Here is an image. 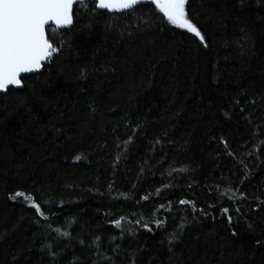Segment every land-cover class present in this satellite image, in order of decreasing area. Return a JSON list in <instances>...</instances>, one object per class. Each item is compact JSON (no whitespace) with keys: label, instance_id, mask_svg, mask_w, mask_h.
Returning <instances> with one entry per match:
<instances>
[{"label":"trees","instance_id":"16d2710c","mask_svg":"<svg viewBox=\"0 0 264 264\" xmlns=\"http://www.w3.org/2000/svg\"><path fill=\"white\" fill-rule=\"evenodd\" d=\"M191 7L194 22L210 38L211 48L207 51L198 52L195 38L181 29L166 22L162 28L158 27L161 18L154 6H139L131 15H101L92 32L74 30L71 56L62 60L65 65L86 63L92 56L103 63L114 50L119 55L129 46L133 55L122 73L101 75L105 107L103 114L90 125V131L81 128L77 132L82 159L76 164L65 161L63 153H54L48 143L50 137L43 141L24 137L25 144L32 145L34 151L38 149L32 159H26L29 149L17 137L23 127L19 123L21 118L14 117L7 126L4 135L9 139L0 141V227L11 229L20 225L15 238L21 246L28 243L38 225L34 223V209L7 199L14 190L36 196L46 215L56 213L53 220L58 223L54 226L66 228L73 237L87 233L102 237L119 235L121 230L110 221L123 216V228L136 229L139 233L136 239L148 240L153 248L161 234L150 239L151 234L143 232L135 221H150L153 215L175 216L177 220L187 217L191 221L198 214L192 212L190 205L179 204V200L185 199L217 217L213 220L200 215L198 223L186 228L184 245L194 247L197 257L206 253L203 264H264V246L256 244L257 239L264 241V205L256 210L257 203L264 200V144L260 143L264 140V102H258L255 107L246 102L264 97V65L257 60L244 63L234 58L224 60L229 55L221 47L225 33L220 28V16L212 10L217 13L227 10L230 16L227 33L231 38L234 10L230 0H192ZM240 16L255 31L258 41L264 39L261 36L264 21L259 19L264 17V8L252 3ZM144 21L150 27H145ZM108 25L112 28L108 29ZM136 26L139 30L131 38L123 37L119 45L112 39L125 28L131 31ZM82 27L83 23H77V29ZM142 53L154 61L159 56L166 57L159 65L164 75L157 72L154 79L150 78L152 87L147 82L143 88L133 87L131 80L123 78L128 68L146 64ZM216 60L220 62V78L214 82L216 69L212 64ZM139 78L137 71L133 79ZM53 82V95L67 97L72 92L71 86L56 81L55 77ZM129 95L135 97L134 102H128ZM237 99L245 107L244 113L234 108ZM229 110H234L230 119L223 115ZM246 116H250L251 122ZM129 137L131 142L125 144ZM221 137L227 141V148L220 142ZM157 139L161 143H156ZM4 144L7 152L3 150ZM183 167L188 171L177 170ZM33 174L35 188L31 187L32 179L26 180ZM241 193L246 199H240ZM144 195L149 199L142 200ZM227 196H233L235 202ZM45 200L52 203L44 204ZM61 201L62 210L57 206ZM169 201L170 211H157L160 204L167 205ZM209 204H217V209H209ZM220 207H229L234 220V210L240 208L235 225L237 237H231L227 231L230 226L220 219ZM172 224L170 220L169 230ZM104 243L107 244L106 239Z\"/></svg>","mask_w":264,"mask_h":264},{"label":"snow or ice","instance_id":"6c2138e0","mask_svg":"<svg viewBox=\"0 0 264 264\" xmlns=\"http://www.w3.org/2000/svg\"><path fill=\"white\" fill-rule=\"evenodd\" d=\"M191 2L192 0H0V141L9 139L4 132L14 117H20L19 123H22L23 127L19 129L17 137L20 144L29 149L26 159H32L38 149L34 151L32 145L25 144L24 137L37 141L50 137L48 143L54 153H63L64 160L72 164L79 162L82 155L78 152L77 132L81 128L90 131V125L103 114L105 107V89L101 87L100 77L102 74L122 73L125 65L130 62L133 52L129 46L119 55L114 50L103 63H98L96 56H92L86 63L65 65L62 60L66 56L69 58L71 56L74 30L79 33L92 32L93 24L101 15H131L139 6H154L155 12L159 13L161 18L158 27L162 28L163 23L166 22L181 29L195 38L198 52L201 49L207 51L211 48V41L208 34L198 26L197 22H194ZM230 2L234 10L231 14V38L227 33L226 22L230 18L227 10L219 13L215 9L212 10L214 15L220 16V28L225 33L221 47L228 51L229 55H226L224 60L227 62L230 58H234L241 63L257 60L260 65H264V39L258 41L255 31L247 23L242 22L240 16V13L252 3L257 8H264V0H230ZM200 6L202 7L203 4ZM85 19L87 22H84ZM259 19L264 21V17ZM77 23H83V27L77 29ZM144 24L145 27H150L148 21H144ZM107 28L111 29L112 25H108ZM138 30L139 26L131 31L125 28L112 39L119 45L123 37L131 38ZM261 36H264V32H261ZM233 52L234 57L231 56ZM141 55L144 56L146 64L128 68L127 76L123 78L131 80L133 87L143 88L145 82L148 87H152L150 78L154 79L157 72H160L161 76L164 75L159 65L166 57L159 56V59L154 61L146 53ZM155 55L153 53V57ZM136 58L139 59V56ZM219 63V60H216L212 64L216 69L214 82L220 78ZM137 71L140 73L139 80L133 79ZM53 77L56 81L63 82L65 86L72 87V92L67 97L62 94H52ZM125 91H129L128 85H125ZM134 100V96H128L129 103ZM246 102L255 107L258 102H264V97H261L260 101L252 98ZM234 108H238L240 113L245 112L240 99L234 102ZM110 110L115 111V109ZM232 114L234 110L223 112L224 117L228 119ZM45 116L47 120L44 119ZM245 119L251 122L250 116H246ZM164 135L167 136L168 133L165 132ZM80 136H83L82 132ZM130 142L131 137L124 141L125 144ZM220 142L227 148V141L223 137L220 138ZM156 143L161 141L157 139ZM260 143L264 144V140ZM3 150L8 151L6 144L3 145ZM228 154L232 155L231 152ZM44 159L40 160L41 164L44 163ZM116 160L119 161V156ZM19 167L23 168V164ZM177 170L186 172L188 168ZM27 179H32L31 187L35 188L34 174L26 177ZM170 186L165 185V187ZM111 190L112 186L109 185V192ZM159 192L160 189H157V195ZM7 199L26 203L28 207L34 209L36 217L34 223L38 225V229L33 231L30 239L25 237L28 243L21 246L15 238L20 225L11 229L0 227V264H203L207 254L197 257L194 247L184 245L186 228L192 223H198L200 215L217 219L211 212L197 208L194 201L185 199L179 200V204L190 205L192 212L198 214L192 216L191 221L187 217L177 220L175 216L157 218L155 215L150 221L137 219L136 225L143 232L151 234L150 239H154L157 233L161 234L154 250L148 240L136 239L139 235L136 229L123 228L125 219L123 216L110 221L116 229L121 230L119 235L102 237L100 234L87 233L73 237L66 228L54 226V223H58L53 220L56 213L52 212L51 216L46 215L36 196L14 190L8 194ZM141 199L146 201L149 196L144 195ZM227 199L235 202L233 196H227ZM240 199H246V196L241 193ZM43 203L49 204L52 201L45 200ZM261 205H264V200L257 203L256 210H259ZM57 206L62 210L64 202H59ZM171 208L172 202L169 201L167 205L160 204L157 211L159 209L170 211ZM208 208L216 210L217 204H209ZM218 210L220 219L230 226L227 231L230 232L231 237H237L235 225L240 218V208L236 207L234 210L236 220L229 207H220ZM170 220L173 221L171 230H169ZM41 221L45 223L42 224ZM68 226H71V222ZM248 227L251 228L252 224ZM129 237L131 239H128ZM196 239L198 240L199 237ZM73 240L75 243L72 242ZM126 240L127 246H125ZM256 244L264 246V241L257 239Z\"/></svg>","mask_w":264,"mask_h":264}]
</instances>
